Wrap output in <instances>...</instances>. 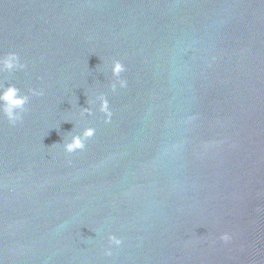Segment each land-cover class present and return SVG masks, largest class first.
Segmentation results:
<instances>
[{"label": "water", "instance_id": "1", "mask_svg": "<svg viewBox=\"0 0 264 264\" xmlns=\"http://www.w3.org/2000/svg\"><path fill=\"white\" fill-rule=\"evenodd\" d=\"M7 52L0 264H264V0H0Z\"/></svg>", "mask_w": 264, "mask_h": 264}, {"label": "clouds", "instance_id": "2", "mask_svg": "<svg viewBox=\"0 0 264 264\" xmlns=\"http://www.w3.org/2000/svg\"><path fill=\"white\" fill-rule=\"evenodd\" d=\"M26 68V64L21 61V58L16 52H7L0 54V73L15 72ZM125 65L120 60H113L111 64V75L114 78L110 84V90L114 93L117 88H126L127 81L121 77V73L125 72ZM31 96L43 95L42 90L28 89V93H21V90L14 84L0 82V115L7 119L9 124L15 125L22 120V114L27 111L26 105L29 103ZM98 102V111L104 115V122L106 124L111 122L113 113L109 106V101L105 93H100L95 96L94 100H89V107L81 108V115H92L93 110L91 105ZM96 129L93 127H86L78 134H72L69 138L65 139L62 143L63 150L66 153H74L78 150H83L86 146L85 142L95 135ZM91 239V238H88ZM108 243L110 246L119 247L123 241L116 235L109 234ZM219 240L227 244L232 240V235L224 232L219 236ZM104 255H112V247L104 249Z\"/></svg>", "mask_w": 264, "mask_h": 264}]
</instances>
